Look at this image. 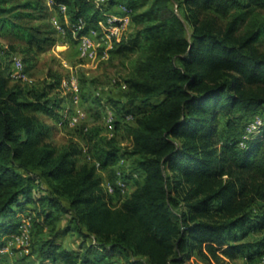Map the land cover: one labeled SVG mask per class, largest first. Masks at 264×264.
I'll return each instance as SVG.
<instances>
[{"label":"trees","instance_id":"obj_1","mask_svg":"<svg viewBox=\"0 0 264 264\" xmlns=\"http://www.w3.org/2000/svg\"><path fill=\"white\" fill-rule=\"evenodd\" d=\"M52 1L65 4L72 21L94 24L100 15L89 0ZM130 6L131 26L109 54L128 62L121 98L106 100L93 79L77 82L80 104L122 112L110 138L81 128L84 146L75 137L53 145L56 123L44 117L60 116L62 74L50 69L41 88L26 90L10 83L0 55V235L27 210L34 219L63 221L34 242L32 264H234L239 253L254 259L264 245V0ZM47 12L46 0H0V38L16 41L10 49L33 60L57 43ZM257 112L262 124L244 136L241 120ZM129 179L133 190L113 202L103 181L118 195L115 182ZM252 232L263 234L254 240ZM67 234L74 246L60 244Z\"/></svg>","mask_w":264,"mask_h":264},{"label":"rangeland","instance_id":"obj_2","mask_svg":"<svg viewBox=\"0 0 264 264\" xmlns=\"http://www.w3.org/2000/svg\"><path fill=\"white\" fill-rule=\"evenodd\" d=\"M47 14L49 13L47 12ZM58 15L61 25L66 30V19L62 17L63 14L59 13ZM47 17L48 18L46 20L49 22V24H51V16L49 18L47 15ZM56 37L57 43L51 47H46L45 49L39 51L33 60L28 58L23 60V55L19 51L10 49L9 46L12 40L0 38V55L5 60V63H7L6 72L9 73L11 70H13V61L15 58H20L23 62V68H26L25 73L28 76L27 80L9 77L11 84L16 82L26 90L30 88H41L43 82L46 79L47 72L50 69L58 71L63 76L61 84L62 91L60 92V96H62L64 100L61 107L62 109L60 110V116L67 110L72 111L75 109V106L71 101L73 92L71 82L73 80L75 82L81 80L83 82L90 83V81L93 79L95 80L94 83L101 93L100 95L106 98V100H109V97L113 99L121 98V95L124 91L122 76L128 70V62L123 60L120 61V59L117 57L110 58V56L108 59L97 63L83 60L78 55L76 43L69 41L65 34H57ZM13 44H16V41ZM261 46H264V38L261 41ZM80 108L85 115L77 125H64L61 127H58L57 125L54 126V129L49 137L53 145L59 147L70 137H75L80 140L82 146H84V142L81 140L82 138L78 135V131L81 128H87L93 135L95 133V136L98 139L110 138L115 134V120L124 119L122 112L118 111L117 108L111 105H107L99 111H96L93 106L87 107V105L83 104H80ZM111 115L112 120L109 121L108 118ZM126 116L125 120L131 121L132 118L127 119ZM256 116H260L258 112L248 115V117L245 120H241V122L244 121L247 125L248 123L252 122ZM44 119L48 124H54L55 122V120L48 117H44ZM226 119V116H221L218 126L220 134L223 137L229 133L228 127L226 125ZM117 136L121 140L122 144L127 145L129 143V139L126 134L121 132L117 133ZM84 158L85 150L83 149L79 159L83 160ZM128 190L129 189L127 188L123 194H113V202H118L121 200L127 195ZM34 216V213L27 210L19 212L13 219L14 223H18V226L12 232L0 235V244L9 246V253L6 254L1 260L2 264H32V261H37L38 259H35V255H30L31 251L34 249V242L40 238L41 233H46L51 228H59L63 225L62 220H46L40 217L34 219ZM262 232H264V230ZM262 232H252L250 233L249 237L257 240L262 236ZM70 236V234H67L62 237L60 239V244L67 247L74 246V242L70 239ZM192 260L193 262L188 260L184 264H198L194 258ZM233 262L234 264H254V259L248 260L243 253H239L233 259Z\"/></svg>","mask_w":264,"mask_h":264},{"label":"built area","instance_id":"obj_3","mask_svg":"<svg viewBox=\"0 0 264 264\" xmlns=\"http://www.w3.org/2000/svg\"><path fill=\"white\" fill-rule=\"evenodd\" d=\"M95 8L99 10L100 15L94 24H88L86 18L80 16L76 18L69 26L74 38L77 40V48L79 57L83 60L90 62H100L108 59L109 49L113 47L115 43L121 38L122 32L125 30V26L128 25L131 18L132 8L127 5H121L120 9L122 14H116L107 11V0H89ZM48 6L53 7L54 2L52 0H46ZM60 14L67 15V6L65 4H59L56 7ZM51 24L57 32L64 33L65 28L61 25L58 18H52ZM13 70L8 75L9 77H15L21 80H27L28 76L24 71L23 62L20 58H15L13 61ZM72 96L71 101L75 106L74 110L65 111L59 116L56 125L58 127L69 125L75 126L84 117V112L80 108V96L77 82L74 80L71 82ZM127 119H131L132 116L127 114ZM112 120V115L108 118ZM262 124L261 116L256 118L245 126L244 136L256 130ZM243 141L240 142V147H243ZM123 160H121V163ZM119 193H125L127 190V183L121 180L115 182ZM103 187L106 191L113 195L115 193V187L109 180L103 181ZM9 253V246L0 244V264L3 257ZM254 264H264V245L260 248L254 258Z\"/></svg>","mask_w":264,"mask_h":264},{"label":"crops","instance_id":"obj_4","mask_svg":"<svg viewBox=\"0 0 264 264\" xmlns=\"http://www.w3.org/2000/svg\"><path fill=\"white\" fill-rule=\"evenodd\" d=\"M131 1H133V0H114L113 3L107 7V11L121 15L122 14V10L120 9V6L121 5H127V6L131 7L130 6ZM46 5H47V3H46ZM47 11L49 13L48 14L49 18H50V16H51V19L52 18H55V17L58 18V16H59L58 14L59 13H58L56 7H54V6L53 7H50V6L47 5ZM93 14H94L93 8L88 7V8L85 9V12H84V16L85 17L91 18ZM62 17L66 19V23H67V28L66 29H68L69 26H70V24L72 23V20L70 19V17L68 16V14L67 15H62ZM130 26H131V22H129L128 25L125 26V30L122 32L121 38L119 39L118 42H120V40L122 39L123 35L127 33V31L129 30ZM65 33L66 32H64V33L58 32L57 34L64 35ZM77 50H78V48H77ZM111 50H113V47H111L109 49V54H110ZM78 55H79V53H78ZM83 105H87V107H91V104H83ZM58 119L54 123H56L58 121ZM102 174L105 176V173L104 172H102ZM134 176L136 178H138V179H142V177H143L142 176V173H136V174H134ZM134 186H135L134 185V180L133 179H129L127 181V188L131 191V190H133ZM129 190H128L127 194H129V192H130ZM192 259L193 258H191L189 261H192L193 262ZM194 260H196V259L194 258Z\"/></svg>","mask_w":264,"mask_h":264}]
</instances>
